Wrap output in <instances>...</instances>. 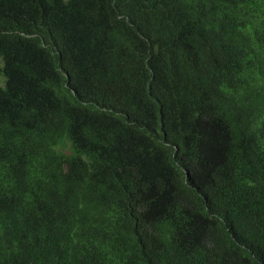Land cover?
Instances as JSON below:
<instances>
[{
  "label": "trees",
  "instance_id": "1",
  "mask_svg": "<svg viewBox=\"0 0 264 264\" xmlns=\"http://www.w3.org/2000/svg\"><path fill=\"white\" fill-rule=\"evenodd\" d=\"M0 264H264V0H0Z\"/></svg>",
  "mask_w": 264,
  "mask_h": 264
}]
</instances>
